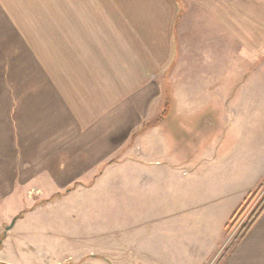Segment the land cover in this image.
Here are the masks:
<instances>
[{
	"label": "crops",
	"instance_id": "obj_1",
	"mask_svg": "<svg viewBox=\"0 0 264 264\" xmlns=\"http://www.w3.org/2000/svg\"><path fill=\"white\" fill-rule=\"evenodd\" d=\"M104 1L103 13H111L108 9L116 4L115 0ZM118 1L121 21L113 28L106 20L109 27L106 25L105 29L120 30L121 44L127 46L123 49L121 70L116 75L127 79L125 86L122 85L117 98L110 96L113 94L110 87L105 99L97 97V92L84 82V90L76 92L77 103L73 102V106H67L61 92H54L58 87H50L52 92L47 95L52 96L51 102L65 104L64 108H58L62 111L56 110L58 121L62 115L75 134L69 141L65 138L64 142L57 141L67 143L70 152L61 153L66 152V147L59 150L52 143L50 149L56 147L59 153H0V226L13 215L6 213L7 218L3 219L2 204L8 202V207H14L17 203L12 197L14 192L25 188L33 177L45 175L48 186L58 190L51 194L54 197L62 192L59 189L69 188L99 164V167L107 166L116 142L126 141L131 127L137 125L141 133L136 162L131 153H121L125 175L136 174L138 186L146 187L154 182L161 188L165 178L177 171L175 165L157 167L162 153H174L179 160H190L195 166L192 179L181 183L179 188L176 186L181 191L170 193V201L161 195L157 204L182 207L181 212L170 215L173 222L199 224L192 230L189 225H179L176 230L180 232L171 236L180 237L185 243L193 237L202 238V245L196 247L208 258L219 252L215 251L232 215L264 179V157L258 161L256 153L252 156L248 146L242 145L258 140L259 130L264 133V129H258L264 127V0H186L188 5L184 6L180 0ZM95 3L96 0H73V7L75 11L77 8L75 13L91 14L98 12L99 1ZM99 10L102 12L103 8ZM88 71L81 68L80 72L83 77L95 74ZM130 78L134 79L132 83ZM77 107H81V117L75 111ZM84 112L91 119L84 124L85 130L78 119L83 118ZM168 117L175 125L214 128L201 136L205 145L196 162L189 158L192 153L172 147L171 141L168 142L172 148L158 150L156 137H161L160 141L163 138L178 141L188 139L187 136L155 135L154 153H151L146 144L147 132L156 133ZM146 122H152V127L142 130ZM222 122H226L228 129L224 133L220 131L215 141L210 132ZM81 133L90 137L82 141ZM195 173L201 175V185L193 181ZM26 209L7 228L4 240L0 233V264H13L5 258V249L15 226L26 222L33 212ZM194 229L200 236H195ZM107 255L103 252L100 258L110 264H136L122 257L121 262L115 263ZM219 264H264V212Z\"/></svg>",
	"mask_w": 264,
	"mask_h": 264
},
{
	"label": "rangeland",
	"instance_id": "obj_2",
	"mask_svg": "<svg viewBox=\"0 0 264 264\" xmlns=\"http://www.w3.org/2000/svg\"><path fill=\"white\" fill-rule=\"evenodd\" d=\"M98 1V12L90 14L75 13L77 8L75 11L73 0H0V153H59L56 147L61 150V146L66 147V152L61 153L70 152L67 143L57 141H69L75 134L62 115L58 121L56 110L62 111L58 108H64L65 104L51 102L52 96L47 95L52 92L50 87H58L54 92H61L67 106L77 103L74 102L76 92L84 90V82L97 92L99 98L106 99L110 87L113 90L110 96H119L127 79L116 75L121 70L123 49L127 46L121 44L120 30L105 29V21L116 28L121 21V3L115 0L116 4L108 9L111 13L106 14L103 13L105 1ZM180 1L182 6L188 5L186 0ZM81 58L86 60L80 61ZM81 68L95 74L83 77ZM133 80L130 78V83ZM79 110L81 107L75 108L81 117ZM82 115L83 118L78 119L85 130L87 126L84 124L91 119L85 112ZM226 122L210 132L215 141L220 131L224 133L228 129ZM152 124L146 122L142 130L151 128ZM140 129L137 125L132 126L128 139L116 142L114 153L105 160L107 166L99 167V164L97 169L79 177L69 188L59 189L61 196L51 197L58 190L48 186L45 175L38 174L25 188L14 192L12 197L17 201L14 207H8V202L3 201L2 218H7L6 213L13 215L0 226L1 240L5 239V231L24 209L33 210L26 222L12 230L5 258L13 264H110L100 258L101 253L107 252L106 257L115 263L121 262L122 257L136 264H219L222 256L232 248L240 228L264 198V179L251 191L261 186L242 215L237 213L233 219L232 215L227 224L228 231L215 251L219 252L208 259L196 247L202 245V238H190L186 244L180 237L171 236L180 232L176 230L179 225L185 224L170 220V215L182 207L157 204L161 195H166V200L170 201V193L181 191L175 187L179 188L181 183L192 179L195 166L190 160L182 161L175 158L174 153H162L157 167L175 165L177 171L165 178L161 188H157L154 182L146 187L138 186L136 174L125 175L121 153H131L136 162ZM158 129L156 133L151 131L146 135L151 153H154L155 135L177 134L188 139L163 138L165 140L160 141L161 137H156L158 150L175 146L192 153L189 158L196 162L205 145L201 136L214 128L175 125L168 117ZM257 135L258 140L242 142V145H247L252 156L256 153L260 161L264 157V133L259 130ZM79 136L85 141L90 134L81 133ZM52 143L56 147L50 149ZM193 178L195 184L201 185V175L195 173ZM48 197L53 199L46 202ZM11 208H15V214ZM188 225L192 230L199 224H185ZM194 230L195 236H200V232Z\"/></svg>",
	"mask_w": 264,
	"mask_h": 264
},
{
	"label": "trees",
	"instance_id": "obj_3",
	"mask_svg": "<svg viewBox=\"0 0 264 264\" xmlns=\"http://www.w3.org/2000/svg\"><path fill=\"white\" fill-rule=\"evenodd\" d=\"M261 189V186L254 192H251L249 194V196L247 197L245 203L242 205V207H239L238 210L234 213L232 219L237 215V213H242L245 211V209L247 208V206H249V204L255 199V197L258 195L259 191ZM72 190V188H71ZM61 192H59L56 196L54 197H58L61 196ZM51 200L53 198H50ZM50 199H45L46 202L50 201ZM43 201V202H45ZM42 203V202H40ZM245 207V208H243ZM30 209H26V211H29ZM264 212V198L262 199V201L259 203V205L257 206V208L255 209V211H253V213L251 214V216L248 218V220L246 221V223L240 228V230L238 231V233L235 236V239L233 240V245L231 246L232 248L222 256V258L220 259V262L223 260V258L231 251L233 250L243 239L244 237L248 234V232L251 230V228L253 227V225L257 222V220L259 219V217L262 215V213ZM22 215V214H21ZM240 215V216H241ZM239 216V218H240ZM234 225L229 226V231L231 230V228H233ZM228 231V230H227Z\"/></svg>",
	"mask_w": 264,
	"mask_h": 264
},
{
	"label": "water",
	"instance_id": "obj_4",
	"mask_svg": "<svg viewBox=\"0 0 264 264\" xmlns=\"http://www.w3.org/2000/svg\"><path fill=\"white\" fill-rule=\"evenodd\" d=\"M14 222H12V224L9 226V228H11L13 226Z\"/></svg>",
	"mask_w": 264,
	"mask_h": 264
}]
</instances>
